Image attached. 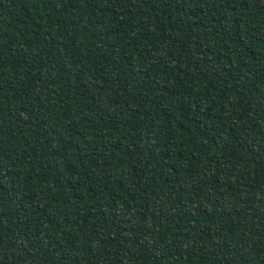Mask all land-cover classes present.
I'll use <instances>...</instances> for the list:
<instances>
[{"label": "trees", "instance_id": "obj_1", "mask_svg": "<svg viewBox=\"0 0 264 264\" xmlns=\"http://www.w3.org/2000/svg\"><path fill=\"white\" fill-rule=\"evenodd\" d=\"M0 264H264V0H0Z\"/></svg>", "mask_w": 264, "mask_h": 264}]
</instances>
